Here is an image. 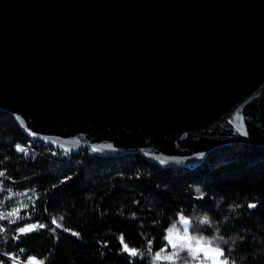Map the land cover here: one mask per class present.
I'll use <instances>...</instances> for the list:
<instances>
[{"label": "water", "instance_id": "1", "mask_svg": "<svg viewBox=\"0 0 264 264\" xmlns=\"http://www.w3.org/2000/svg\"><path fill=\"white\" fill-rule=\"evenodd\" d=\"M0 109L58 150L164 168L264 147V0H0Z\"/></svg>", "mask_w": 264, "mask_h": 264}, {"label": "trees", "instance_id": "2", "mask_svg": "<svg viewBox=\"0 0 264 264\" xmlns=\"http://www.w3.org/2000/svg\"><path fill=\"white\" fill-rule=\"evenodd\" d=\"M0 172V264L30 257L41 264H181L166 258L178 251L166 236L182 215L193 242L213 240L228 264H264L263 146L224 145L194 169L88 148L68 157L28 137L0 109ZM204 216L209 222L201 224ZM29 225L36 227L20 231ZM179 255L190 264L207 261L188 249Z\"/></svg>", "mask_w": 264, "mask_h": 264}, {"label": "snow or ice", "instance_id": "3", "mask_svg": "<svg viewBox=\"0 0 264 264\" xmlns=\"http://www.w3.org/2000/svg\"><path fill=\"white\" fill-rule=\"evenodd\" d=\"M17 149L19 151H24L23 147H21L20 145H17ZM163 163V162H162ZM4 173L0 172V176H3ZM249 207H256L255 204H249ZM15 213H12V215H14ZM60 219H63V217H61ZM182 219V223L185 225L189 224V221L187 219L181 218ZM53 224H56V221L53 220L52 221ZM209 222V218L207 216H204L201 218L200 223L201 224H205ZM36 227V225H29L26 228H21L20 231L21 232H25V231H30L32 229H34ZM40 227H45L44 225H40ZM173 228H175V226H173ZM66 231L68 229H65ZM184 236H180L179 234H176L177 239L173 240L172 239V235H173V229L169 230V236L166 237V239L169 240V243H171L172 247L174 248H178L177 253H173L170 254L168 257V259H180L181 260V264H190V261L186 258V257H180L179 253L181 251H184L185 249L189 250V255L192 257V259H196L198 257V253L197 250L195 248L192 247L191 244V240L194 239V237H191L188 235V229L187 227L184 229ZM73 235H78V233H73ZM222 239V238H221ZM196 240V244L200 245L202 243L207 244L209 246H211L213 244V240L209 239V240H203V238H195ZM121 241L123 242V237H121ZM124 250L129 251L130 255H137V250L136 249H129L127 244H124ZM210 250L214 253H217L218 255H223V250L219 248V246L217 245L215 248H210ZM161 251H163V249H161ZM205 255H207V252H205ZM156 258L159 259L160 258V253H156ZM33 260L34 258H29L30 264H33ZM214 264H216V262L214 261ZM219 264H228L227 259H225L222 262H219ZM232 264H235V261L232 262Z\"/></svg>", "mask_w": 264, "mask_h": 264}, {"label": "rangeland", "instance_id": "4", "mask_svg": "<svg viewBox=\"0 0 264 264\" xmlns=\"http://www.w3.org/2000/svg\"><path fill=\"white\" fill-rule=\"evenodd\" d=\"M181 218H184V219H187L188 218L184 215L181 216ZM180 218V225L179 226H176L175 228H171L173 229V235H172V239L173 240H176L177 239V236L176 234H179L180 236H184L185 233H184V229L187 227H189V224L188 225H185L182 223V219ZM188 235L191 236L189 234V231H188ZM169 236V231L167 233V236ZM168 243H169V240L167 239ZM171 245V243H169ZM191 244H192V247L195 248L197 250V253H202V255H204V257L206 258V262H199L197 264H214V261L216 262V264H219V262H222L223 260L220 258V255H218L217 253H214L210 250V248H215V247H212V246H209V245H206L204 243L200 244V245H197L196 243L193 242V239L191 240ZM172 246V245H171ZM205 252H207V255H205ZM12 264H30V261L29 259L23 261V260H20V259H13L12 260ZM33 264H41L40 261H38L37 259L34 258L33 260Z\"/></svg>", "mask_w": 264, "mask_h": 264}, {"label": "built area", "instance_id": "5", "mask_svg": "<svg viewBox=\"0 0 264 264\" xmlns=\"http://www.w3.org/2000/svg\"><path fill=\"white\" fill-rule=\"evenodd\" d=\"M56 149V148H55ZM58 149H56V151H57ZM58 151H61V150H58ZM62 152H64V151H62ZM30 153V152H29ZM65 153V155H67L68 157H70L71 156V154L72 153H70V152H64Z\"/></svg>", "mask_w": 264, "mask_h": 264}]
</instances>
